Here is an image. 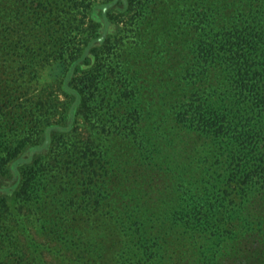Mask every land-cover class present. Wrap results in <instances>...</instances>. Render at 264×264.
Wrapping results in <instances>:
<instances>
[{
    "label": "trees",
    "instance_id": "trees-1",
    "mask_svg": "<svg viewBox=\"0 0 264 264\" xmlns=\"http://www.w3.org/2000/svg\"><path fill=\"white\" fill-rule=\"evenodd\" d=\"M86 9L64 121L0 130V264H264V0ZM11 97L4 128L37 133Z\"/></svg>",
    "mask_w": 264,
    "mask_h": 264
},
{
    "label": "rangeland",
    "instance_id": "rangeland-1",
    "mask_svg": "<svg viewBox=\"0 0 264 264\" xmlns=\"http://www.w3.org/2000/svg\"><path fill=\"white\" fill-rule=\"evenodd\" d=\"M101 1L0 0V96L11 94L12 105L35 109L29 125L32 127L34 124L38 131H10L4 128L6 121L1 115L0 130L5 129L2 139L13 134L19 137L26 132L35 140L44 136L43 130L48 122L60 125L64 121L69 97L63 92V84L80 75L77 71L68 76L69 59L65 58L73 47L82 48L87 41L85 36L90 15L86 4L94 5ZM61 52H64V58H60ZM76 118L77 135L83 138L88 133L86 124L81 117ZM30 154V150L24 153L25 156ZM15 182L12 173H0V194ZM24 217L33 237L45 241L46 236L39 228L36 215L26 212ZM47 259L52 260L49 256Z\"/></svg>",
    "mask_w": 264,
    "mask_h": 264
}]
</instances>
